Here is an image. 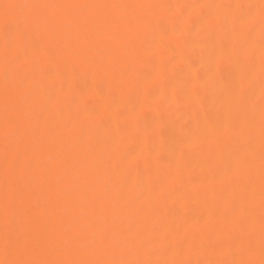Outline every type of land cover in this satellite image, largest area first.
I'll use <instances>...</instances> for the list:
<instances>
[{
  "label": "snow or ice",
  "instance_id": "obj_1",
  "mask_svg": "<svg viewBox=\"0 0 264 264\" xmlns=\"http://www.w3.org/2000/svg\"><path fill=\"white\" fill-rule=\"evenodd\" d=\"M0 264H264V0L0 3Z\"/></svg>",
  "mask_w": 264,
  "mask_h": 264
},
{
  "label": "bare ground",
  "instance_id": "obj_2",
  "mask_svg": "<svg viewBox=\"0 0 264 264\" xmlns=\"http://www.w3.org/2000/svg\"><path fill=\"white\" fill-rule=\"evenodd\" d=\"M4 2V0H0V3ZM12 2H24V0H12ZM202 2H208V0H202ZM199 51V49H195L191 55H195L197 52ZM188 53H180L179 51H177V57H178V63L183 62V60H186L188 58ZM168 72L171 75L172 74V67L169 66L168 67ZM73 89L75 90H79V91H87V84L85 79L82 76H78L77 79L73 82L72 84ZM162 92H169L168 89H161ZM214 114H215V109L211 100V97L209 96V99L205 105V110L201 113V117L202 119H207V120H211L214 118ZM179 115V113H178ZM171 136L172 133L169 129L161 127L158 130V134L156 137V141L161 149V151H166L168 149L169 143L171 141ZM143 168V165L141 164V170ZM201 212V207L199 205V203L195 200H193L192 202H190L189 206H188V214L192 217L195 218L197 217Z\"/></svg>",
  "mask_w": 264,
  "mask_h": 264
}]
</instances>
